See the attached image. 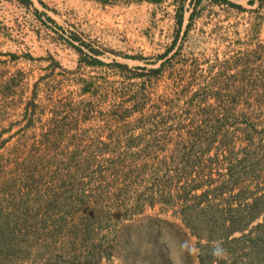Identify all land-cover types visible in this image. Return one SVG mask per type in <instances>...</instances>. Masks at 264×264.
<instances>
[{
    "label": "rangeland",
    "instance_id": "rangeland-1",
    "mask_svg": "<svg viewBox=\"0 0 264 264\" xmlns=\"http://www.w3.org/2000/svg\"><path fill=\"white\" fill-rule=\"evenodd\" d=\"M228 1L0 0V264H264V0Z\"/></svg>",
    "mask_w": 264,
    "mask_h": 264
},
{
    "label": "trees",
    "instance_id": "trees-1",
    "mask_svg": "<svg viewBox=\"0 0 264 264\" xmlns=\"http://www.w3.org/2000/svg\"><path fill=\"white\" fill-rule=\"evenodd\" d=\"M19 1H20L21 3H23V4H25V5H26L27 3H31V0H19ZM153 1H157V0H153ZM211 1H213V2H217V1H219V0H211ZM222 1H225V2L231 4V5L235 6V7H240L238 4H234L233 2H230V1H228V0H222ZM251 2H252V0H249V3H251ZM217 3H218V2H217ZM191 17H192V16H190V18H191ZM49 19H51V18H49ZM180 20H181V16L178 15V16H177V23H180ZM77 51L79 52V54L83 52L82 49L79 48V47H77ZM13 57H14V54H13ZM58 65H59V64H58ZM110 65L122 66V65H124V64H121V63H119V62H113V63H110ZM263 206H264V205H263ZM263 206H262V208H264ZM256 215H257V214H252V215H250L249 218L246 219V220H245L244 218H235V219L233 218V219H231V233H232L233 231H236V230H240V231H242V230L246 227V225L248 224V222H249L250 220L255 219ZM263 224H264V216H263V222L258 223V224L256 225V227H257V228H260V227L263 226ZM260 236H261V235L258 233L257 237L260 238ZM243 237H245V235L242 233L240 236H238V237H234L232 240H233L234 242L241 241V239H242ZM262 243H264V241H263Z\"/></svg>",
    "mask_w": 264,
    "mask_h": 264
},
{
    "label": "clouds",
    "instance_id": "clouds-1",
    "mask_svg": "<svg viewBox=\"0 0 264 264\" xmlns=\"http://www.w3.org/2000/svg\"><path fill=\"white\" fill-rule=\"evenodd\" d=\"M179 248L181 251H185L190 255H196L199 252V250L195 247V245H193L189 241H184L183 243H181L179 245ZM211 255L215 258H220V259L226 256V249L224 248L222 241L218 240L213 244Z\"/></svg>",
    "mask_w": 264,
    "mask_h": 264
}]
</instances>
